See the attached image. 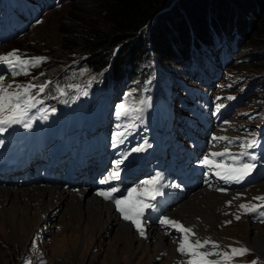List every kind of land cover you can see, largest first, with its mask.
Masks as SVG:
<instances>
[{"label": "trees", "instance_id": "16d2710c", "mask_svg": "<svg viewBox=\"0 0 264 264\" xmlns=\"http://www.w3.org/2000/svg\"><path fill=\"white\" fill-rule=\"evenodd\" d=\"M19 1L43 6L41 13L69 4L59 53L47 55L37 68L40 73L32 74L34 84L49 82L40 98L50 109L60 107L63 95L81 98L80 89H76L79 86L81 91H89L90 98L97 89L104 91L125 108L156 97L177 110L178 97L190 83L191 61L202 70L214 55L223 61L224 49L218 51L211 44L219 35L237 40L235 52H242L238 62H230L226 69L232 66L236 74L248 70L251 76L247 81L259 82L262 88L258 95H264V79L257 75L264 78L257 65L264 60V48L260 51L264 44V0ZM246 34H250L247 41ZM14 46L17 42L8 44ZM243 46L258 50L246 56L243 52L248 49ZM84 81L91 84L90 89L83 88ZM134 118L131 114L128 120Z\"/></svg>", "mask_w": 264, "mask_h": 264}, {"label": "rangeland", "instance_id": "374dc122", "mask_svg": "<svg viewBox=\"0 0 264 264\" xmlns=\"http://www.w3.org/2000/svg\"><path fill=\"white\" fill-rule=\"evenodd\" d=\"M0 5L3 6L2 8H4L5 2H1ZM68 5V3H63L61 7L56 9L52 8L45 14H41L34 20L28 18L26 19V17L24 16L21 17L22 20L26 19V21L22 23L23 25L21 26V29H19V31L15 34L5 33L0 27V54H7L15 50L17 52V55H20L22 58H31L46 57L47 55H50L52 53H59L61 49L60 44L62 43V24L66 23L65 15L69 13ZM2 8L0 7V11L4 12L5 9ZM36 11L37 9H34L32 14H36ZM74 13L75 11L72 10L71 14L74 15ZM3 14L4 13H2V15ZM249 35L250 34H246V41ZM11 42H17V46L11 48L8 47V44ZM245 48L247 47H244L243 49ZM262 48H264V44L261 47L260 51L263 50ZM247 49L248 50L243 52L246 56H249L250 53L258 50H251L249 48ZM240 54H242V52L239 51L237 53V57H240ZM244 57L245 56L241 58ZM257 63V65L260 66L262 72L264 73V60H260V62ZM40 65L35 69L40 68ZM7 68L8 67L6 65L0 64V76L3 77V84L5 86H7L8 84H13V88H15L16 84H27L28 75L13 76L11 75V70L8 71ZM232 69V66H230L221 79L222 85L226 87L225 91L221 94L220 91H216L213 94L209 91L208 88H202L198 85H194V89H198V93H192L191 99L187 103L188 105L186 111L181 112V118L184 119V117H188L190 114H197V112L193 108H202L204 106L205 99L208 98L209 100H216L217 102H221L223 105L227 106L228 113L227 115H224L223 118L229 121H227L223 126H217L216 130H213L212 133L214 134V138H230V136L235 137V134H238L242 136L243 139L247 140L252 136V134L243 131V129H240L239 124H241V117L237 119L236 116L249 110L247 108H244L243 104H240L239 101H234L232 104H230L229 98L230 96L238 97V93L241 92L239 86L237 85V80L233 79L236 78V76H238V80L247 79L251 76V74L250 72H248V70L236 74V72H234ZM188 70L196 71V68L194 65H190ZM40 71L41 70H38L37 72L40 73ZM257 75L260 80L264 79L259 77L262 74ZM84 82H86V87H88V81ZM258 84V86L262 88L259 82ZM259 90L260 89L255 90L254 97L250 101V103H252L251 106H253L252 108H254L252 109L253 112L258 113L259 115H264V99H262V101L256 99V97H260V99L261 97H264V95H258ZM191 92H194L193 87L191 88ZM146 94H150L148 90L146 91ZM105 95L106 94L104 91L99 93V91L97 90L95 97L93 98L92 103L96 104L95 109L97 112L99 111V109L105 110L106 108V106L103 105L104 102L102 99ZM76 101L77 100H75V106L78 105ZM36 105H38L37 101ZM78 108L79 113H81L84 117H86V115L92 111H89L88 108ZM129 109L130 107L127 108V110ZM156 111L159 114L163 113L157 108ZM30 112L31 109H29L28 113ZM113 114L114 122L104 124L113 131L114 145L124 149L129 157H138L140 151L133 150L142 148L144 146L145 148L150 147L149 143L153 141L150 139L151 137L148 132L152 133V131L154 130V125L145 124L140 128H138V126L132 127L128 124H121L119 122V113L117 111L112 112V114L109 116V120ZM250 120L254 119L251 118ZM180 122L181 120L175 121V123L168 124L166 127V131H161L163 134L167 135L168 141L175 138V135L171 136L172 131L167 130L168 127L172 130V128ZM261 124L262 122H258V125ZM252 127H254L256 131L262 128V126ZM183 137L184 135L182 137H178L180 139L178 141L179 143L183 141ZM250 140H253V138L249 139L248 141ZM241 143L244 144L243 142ZM227 146L228 141L221 139H213V141L208 145L209 148H212V151L223 150ZM259 184L262 183L260 182L256 186L248 187L247 189H245L246 191L241 190L239 193H237L239 194L238 197L245 198L247 196H245L244 194L247 193L249 195V197L247 198L251 197V202H249L248 204L256 203L258 200L253 199L254 197H264V195H262L264 193H261V190H259ZM244 191L245 193H243ZM234 192L238 191L236 190ZM233 206L235 207V213L231 214V212H227L230 217V220L228 221L231 222L228 223V221H224L223 224L218 225L216 227L217 236L206 234L203 237H206L208 240H211L218 244L220 248L219 251L228 252L230 255L231 248H247L250 250L244 255L234 256L231 264H251L252 261H257V264H264V256L259 254L256 250L246 246V241L251 240L252 236H258L259 233L264 236V224L256 222L252 223L250 221L251 225H248L247 223L249 222V220L244 217V212L243 209H240V205L236 202V204L234 203ZM4 207H7V205ZM44 210H42V208L40 207V209L36 213H34V215L33 211L31 210L27 212L30 217H37V224L35 226L31 225L30 223H32L34 220L32 219V221L28 223L29 226H27L25 233L22 235L18 234V229L14 233L12 228L13 225L10 223L13 220L18 221L19 218L23 217L21 211L17 212L18 215L16 214L15 216H12L13 220L11 219L9 221H6V224L3 225V228H1L0 225V264H17L21 255L25 253V251L32 250V240L34 232L37 230V228L41 227V224H47L48 221L51 223H49L51 229L49 230V232L47 231V237L44 241V244L41 246V252H39L44 264H118L115 263V261H112V255L116 250V247H114L115 244H117V247H120V249L122 250V253L119 255V264H161L164 261L167 264H170L169 261H166V257L160 256L161 258H159L157 256L152 259V255L155 254L153 246H147V248H145V246L139 242H128L127 240L120 238V236L114 231L113 228H110L106 231L99 228L90 229L87 226V223L81 222H79L77 226L74 223L66 226V222L73 220L72 217L67 215L64 206L61 205V202L57 203L55 212H51V216L48 219L44 218ZM236 216H239L240 219L237 220ZM1 221L5 220H3V217L0 215V222ZM248 226L251 227V230L249 231ZM83 227H85V229L87 230L90 238V241H88L89 244L86 243V246L83 244L84 239H86L82 235L84 232ZM72 234L73 236H70ZM38 256L39 255L37 254L36 257Z\"/></svg>", "mask_w": 264, "mask_h": 264}, {"label": "bare ground", "instance_id": "6f19581e", "mask_svg": "<svg viewBox=\"0 0 264 264\" xmlns=\"http://www.w3.org/2000/svg\"><path fill=\"white\" fill-rule=\"evenodd\" d=\"M211 62L212 57L206 69L211 68ZM261 183L262 184L258 185L259 190H261V193H264V182ZM245 191L243 193H245ZM244 195L249 197L247 193ZM238 196L239 194L234 191L216 193L204 188L198 191L194 190L185 196L178 205L169 210V216L171 219L178 222L180 220L188 227L192 228L195 233L194 238L203 241V236L206 234L217 236L216 227L223 224L224 221L230 220L227 212H231V214L235 213L234 203L236 204L237 202V204L240 205L251 202V197L241 198ZM229 201L231 203H229ZM59 202L64 206L67 215L72 217L73 220L66 222V226L73 223L77 226V224L81 222L87 223L90 229L99 228L106 231L113 228L120 238L128 242H139L144 245L145 248H147V246H153L155 254L152 255V259L157 256L159 258L166 257V261H169L170 264H172V262L176 264L179 259V255L172 243V239H175L174 235L177 233L171 232V228L159 229L150 226L146 231L144 230L145 235L141 236L134 225H130L116 217V213L109 203L103 202L99 198L89 194L88 190L85 188H79L77 191H74L73 189L64 190L60 185L43 187L28 186L25 188H8L0 186V215L3 217V220H5L0 222L1 228L6 224V221L11 220L12 216L18 215L17 212L21 211L23 217L19 218L18 221L12 219L16 224L13 221L10 223L13 225V232L15 233L18 229V234L22 235L25 233L27 226H29L28 223H30L32 219L34 220L30 224L33 226L37 224V217H30L27 213L29 210L33 211L34 215L40 207L42 210L47 207L43 212L44 218L48 219L51 216L50 213L55 212L56 205ZM6 205L7 207H4ZM244 217L248 220L245 215ZM247 224L251 225V222L249 221ZM83 228L84 232L82 235L87 239H84L83 244L86 246V243L89 244L88 241H90V238L85 227ZM249 230H251L250 226H248V231ZM182 235L183 234L180 235L181 238ZM70 236H73V234ZM246 246L256 250L259 254L264 256V236L260 233L258 236H252L251 240H247ZM114 247H116V250L112 255V261L119 264V255L122 253V250L120 247H117V244H115ZM207 248H211V244L203 248V251H206ZM219 250L220 248L217 251ZM175 259H177V261H175ZM161 264L167 263L164 261Z\"/></svg>", "mask_w": 264, "mask_h": 264}, {"label": "snow or ice", "instance_id": "6c2138e0", "mask_svg": "<svg viewBox=\"0 0 264 264\" xmlns=\"http://www.w3.org/2000/svg\"><path fill=\"white\" fill-rule=\"evenodd\" d=\"M46 57H31L22 58L17 55V52L7 54H0V64L6 65L11 70V75H29L30 68L39 67V65L44 62ZM39 88L40 92H44L47 84L36 85L31 82L20 85L16 84L13 88V84H8L5 86L3 84V77L0 76V126L11 127L13 124L23 123L24 127H31L30 123H24V118L27 116L29 109L36 106L35 98L32 95L33 88ZM11 89V91H10ZM86 94V93H85ZM121 110L125 109L124 104L118 105ZM47 119V117H44ZM5 127H0V132L5 131ZM214 139L229 140L228 137H218ZM231 142V140H229ZM257 144V141L250 140L246 145L242 144V148H253ZM115 147V145H113ZM141 148L134 149L133 151H140ZM212 157H223L229 155L232 164L225 165L223 163H217L213 159H209L206 155L204 157L203 163L206 165H213L215 168L219 169L215 174L221 176L223 179L234 180L239 182L244 177L251 174V172L256 168L255 163L243 162L240 163V158L247 156L250 161H255L257 157L252 154L250 155L247 151L241 152L239 155L231 154L225 149L224 152H213L210 154ZM122 160H117L114 162L115 170L110 172L108 176L101 179L99 182L102 184H107L110 180H118L119 176V166ZM161 179V174L157 173L152 179H147L142 181L139 188H129L127 190V195L122 198H114L113 193L117 192L118 189L113 187L109 191H100L97 194L102 196L106 200H111L116 206V210L119 211L123 219L130 221L140 233L141 236L145 235L141 218L144 216L145 209L154 207L153 204L147 203V200H155L158 195L161 194L160 187H157ZM162 187V186H161ZM253 199L264 201V197H254ZM229 203H231L229 201ZM240 209L245 212H258L261 217H264V208L262 205H252V204H240ZM236 219H240L236 216ZM231 221H228L230 223ZM160 223L170 226L176 231L182 233V238L179 240V246L177 251L182 255L188 256L189 259L186 264H228V262L236 255H244L250 250L247 248H231V255L228 252L217 251L219 245L213 241L205 239L201 241L200 239L192 240L191 237L195 235L192 228L183 226L180 222L171 220L164 217L160 220ZM211 244V251H201L200 249L205 248ZM212 256L221 257L220 260L209 259ZM251 264H257V261H252Z\"/></svg>", "mask_w": 264, "mask_h": 264}]
</instances>
